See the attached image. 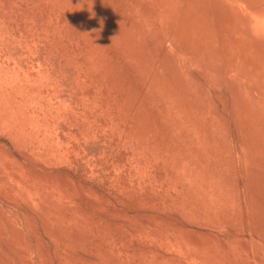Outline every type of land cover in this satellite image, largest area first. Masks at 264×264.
<instances>
[{
    "label": "rangeland",
    "instance_id": "1",
    "mask_svg": "<svg viewBox=\"0 0 264 264\" xmlns=\"http://www.w3.org/2000/svg\"><path fill=\"white\" fill-rule=\"evenodd\" d=\"M251 23L264 0H0V264H264Z\"/></svg>",
    "mask_w": 264,
    "mask_h": 264
},
{
    "label": "bare ground",
    "instance_id": "2",
    "mask_svg": "<svg viewBox=\"0 0 264 264\" xmlns=\"http://www.w3.org/2000/svg\"><path fill=\"white\" fill-rule=\"evenodd\" d=\"M95 1V0H94ZM95 4V3H94ZM98 4V3H97ZM96 6H98V5H96ZM184 8V7H183ZM177 12H179L178 10H177ZM169 16H170V14L168 15V16H166V20H167V23L169 22ZM174 18V17H173ZM178 20V19H177ZM198 26V25H197ZM249 28H251V29H249V34H251V31H252V34H253V36H254V38L256 39V41L257 42H260V41H264V38H263V36H264V25H262V24H260V25H258V24H250V27ZM156 30V29H155ZM181 31L182 32H185V30H184V27H182L181 28ZM156 34H158V32L156 33ZM202 35V34H201ZM199 36V35H198ZM211 36V35H210ZM179 40V39H178ZM135 41V40H134ZM133 44H135V43H133Z\"/></svg>",
    "mask_w": 264,
    "mask_h": 264
}]
</instances>
